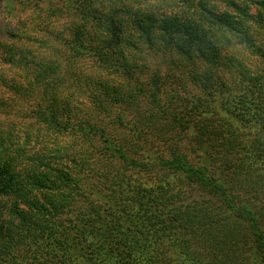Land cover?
Instances as JSON below:
<instances>
[{"label": "trees", "instance_id": "16d2710c", "mask_svg": "<svg viewBox=\"0 0 264 264\" xmlns=\"http://www.w3.org/2000/svg\"><path fill=\"white\" fill-rule=\"evenodd\" d=\"M75 1L0 19V264H264V136L237 129L264 131V0ZM157 115L216 162L145 157Z\"/></svg>", "mask_w": 264, "mask_h": 264}, {"label": "rangeland", "instance_id": "374dc122", "mask_svg": "<svg viewBox=\"0 0 264 264\" xmlns=\"http://www.w3.org/2000/svg\"><path fill=\"white\" fill-rule=\"evenodd\" d=\"M72 0H0V19L5 17L6 21H13V18L11 17L12 13H15L19 7H25V6H30L31 8H38V9H47L50 8L53 5L56 6H64V7H70L72 6L71 4ZM74 1V0H73ZM77 1L79 3V0H76L74 4H77ZM179 6V4H178ZM41 16V15H40ZM55 18V17H53ZM69 19V18H68ZM68 19H64L65 21H68ZM260 46H261V39H260ZM181 94V104H184V106H195V101L201 102V94L198 91V89L191 88V87H184L180 91ZM254 102L255 100L252 99ZM183 101V102H182ZM217 103V108L220 109V105L222 101L220 99H216ZM256 103V102H255ZM179 108L178 110H181L180 106L176 107ZM224 108V107H223ZM186 110V115H187ZM126 117L125 120L128 122V124H133V121L135 120V116L131 112H125ZM196 115H199L201 118H207L209 114L207 111L203 109H199L195 113ZM220 114H222L220 112ZM118 112L114 110L111 112V116H117ZM191 115L194 116V113L191 112ZM160 116V117H159ZM229 117V115L227 116ZM98 120L102 123V126L107 130L108 136L110 138L113 137H118L120 140L124 139V137H127L128 133L126 130L120 128L119 126L116 125H111V120H109L105 114H101L98 116ZM197 118V117H196ZM156 121L157 123H154L155 127L153 128L152 133H150V136L153 134L154 136L152 137L154 139V142L149 143V147L145 152H143V155L145 157H149V160H154V159H159V158H167L170 156V153L168 152H173V150L177 151L180 154H185L184 156L188 158V161L191 164H206L210 161L216 162L215 155L213 154V149H210V147L205 144V143H200L202 141V137L205 132H209V128L207 129H199L198 127L192 128L188 132V136L183 135L180 129L176 128V125L174 123V120H172V123L168 119V116H161L157 115L156 116ZM250 123H248L247 127H239L238 133L241 135L243 139H246L247 141H256V143L261 144V138L264 136V131L261 129V122L257 121L256 119L250 120ZM100 124V123H99ZM184 136V138H183ZM160 138V139H158ZM163 142H162V141ZM168 140H173L171 141L174 144V148L171 149L169 148L164 142ZM214 160V161H213ZM98 163V160L96 159H91L90 160V166H96ZM131 174V173H130ZM127 174L126 177L125 175L122 176L123 178V183L126 187H124L125 191H128L130 186H136V185H143L147 188H150L151 186H154L158 182H175L177 181L175 175H166L162 172L157 174L156 177H153L152 179L146 175V174H140V173H133V174ZM164 174V176L162 175ZM262 178V176H261ZM263 180V179H262ZM107 187L103 191H100V193L103 196H107L108 191L106 190ZM238 198L241 200H246L247 197L250 194H245V192L236 189L234 190ZM189 192V191H188ZM261 195L264 193V189L261 191ZM192 195L189 196V198H196V197H201L203 194L201 193L200 190H194L190 192ZM249 197L252 198L250 195ZM261 216H263V221H262V230L264 231V198H261ZM100 200V199H97ZM185 202V201H184ZM258 201L254 202L257 207L259 206ZM259 212V211H258ZM169 256H172L169 254ZM173 257V256H172Z\"/></svg>", "mask_w": 264, "mask_h": 264}]
</instances>
